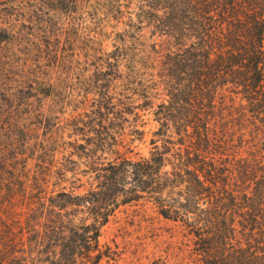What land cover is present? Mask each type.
Instances as JSON below:
<instances>
[{
  "label": "trees",
  "instance_id": "1",
  "mask_svg": "<svg viewBox=\"0 0 264 264\" xmlns=\"http://www.w3.org/2000/svg\"><path fill=\"white\" fill-rule=\"evenodd\" d=\"M23 1L0 0V41L32 25L21 15L46 13ZM49 1L53 11L89 1L95 16L32 28L112 27L97 67L122 77L130 122L112 137L119 147L127 134L132 150L149 134L151 146L81 168L47 157L45 140L31 143L0 111V264H127L102 228L122 205L146 203L171 223L158 232L160 264H264V0Z\"/></svg>",
  "mask_w": 264,
  "mask_h": 264
},
{
  "label": "rangeland",
  "instance_id": "2",
  "mask_svg": "<svg viewBox=\"0 0 264 264\" xmlns=\"http://www.w3.org/2000/svg\"><path fill=\"white\" fill-rule=\"evenodd\" d=\"M87 2L77 11H53L49 0H24L20 6L30 9L41 5L46 13L39 16L35 10L28 19L20 17L26 23L53 15H62L67 21L82 17L90 22L95 13ZM33 22L20 27L21 38L0 41V111L10 113L11 122L23 123L27 130L24 136L31 143L45 140L50 159H77L82 168L88 161H108L120 155L119 148L133 157L147 154L149 134L142 141L137 139L132 150L126 147L127 134L119 147L112 137L115 132H128L130 123L129 113L124 111L122 77L114 78L107 67H97L99 55L117 42L112 27L103 29L104 34L94 30L81 34L62 23L49 25L44 32L32 28ZM30 31H34L32 36ZM36 77L53 85L40 92L39 85H31ZM169 226L171 223L158 217L151 203L126 204L103 226L100 238L114 246L118 242L125 250L127 264H160L163 245L158 232Z\"/></svg>",
  "mask_w": 264,
  "mask_h": 264
}]
</instances>
